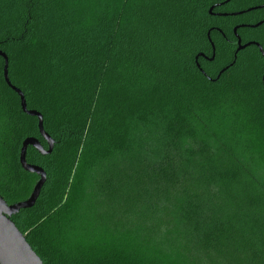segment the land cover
Segmentation results:
<instances>
[{"label":"trees","instance_id":"obj_1","mask_svg":"<svg viewBox=\"0 0 264 264\" xmlns=\"http://www.w3.org/2000/svg\"><path fill=\"white\" fill-rule=\"evenodd\" d=\"M225 1L0 0L9 81L55 142L27 149L47 180L11 218L43 264H264V58L226 30L260 21L264 0L209 14ZM238 35L264 51V24ZM3 68L0 197L14 204L38 179L22 141L46 144Z\"/></svg>","mask_w":264,"mask_h":264},{"label":"water","instance_id":"obj_2","mask_svg":"<svg viewBox=\"0 0 264 264\" xmlns=\"http://www.w3.org/2000/svg\"><path fill=\"white\" fill-rule=\"evenodd\" d=\"M230 0H226L222 4H217L212 6L209 9V14H212V11L223 4L228 3ZM264 8V5L259 7ZM258 8H252L251 10H256ZM245 12H239L235 14H231V16L241 15ZM217 16H228L227 14H214ZM264 23L260 22L257 25L251 26L253 28L258 27ZM244 27V26H239ZM237 30H233L234 35L236 36V53L250 47L255 46L258 48L262 58H264V51L257 43H246L241 44L240 38L236 35ZM209 37V35H208ZM210 41V40H209ZM212 48V58L214 57V45L211 43ZM236 55V54H235ZM204 55L200 54L196 57H203ZM0 58L4 60V68H3V78L5 84L13 90L18 98H19V105L21 111L30 117L37 119V129L40 138L45 142L46 147H44L41 142L34 137H27L22 141L21 150L19 154V164L22 170L29 174H34L38 177L29 197L23 201L16 202L14 204H7L2 197H0V264H43L42 260L37 256V254L32 250L28 242L26 241V235L22 234L18 228L15 226L14 222L11 220L12 216L17 215L20 211L28 210L34 207L36 201L41 193L42 188L44 187L47 177L45 171L37 166L29 164L26 160V153L27 149L33 148L38 154L41 156H49L54 148V140L44 131L43 128V120L42 116L34 111L28 110L25 102L24 95L22 92L14 87L8 78V63L6 56L0 51ZM198 67V65H197ZM228 67L220 71L217 78L220 77L222 73H224ZM262 83L264 86V74L262 75Z\"/></svg>","mask_w":264,"mask_h":264},{"label":"flooded vegetation","instance_id":"obj_3","mask_svg":"<svg viewBox=\"0 0 264 264\" xmlns=\"http://www.w3.org/2000/svg\"><path fill=\"white\" fill-rule=\"evenodd\" d=\"M259 9V8H258ZM262 9V8H261ZM215 10V9H214ZM257 10V9H256ZM252 11H255V10H252ZM214 14H218V13H213V11H212V14H210L211 16H213ZM222 14H225V13H222ZM247 14H249V13H243V14H241V16H244V15H247ZM214 16H217V15H214ZM218 17H227V16H218ZM231 18L232 17H238V16H230ZM264 21V17L260 20V21H258L257 23H255L254 24V22H249V23H246V24H238V25H235V26H233L232 28H230V29H226V30H237L236 31V35L240 38V41H241V44H244L243 42H242V37L240 36V35H238V31L239 30H254V29H256V28H258V27H255V28H253V27H251V26H254V25H257L258 23H260V22H263ZM264 24V23H263ZM262 24V25H263ZM262 25H260V26H262ZM239 26H244V27H239ZM212 30H222V29H220V28H215V29H212ZM208 35H210V32H208ZM233 37H234V39H235V41H236V36L234 35V33H233ZM210 37H208V39H209ZM236 49H237V47H236ZM215 52V51H214ZM202 59H204V60H206V61H209V62H211L213 59H214V57H213V59L211 60V58H212V56L210 57V58H207L206 56H203V57H201Z\"/></svg>","mask_w":264,"mask_h":264}]
</instances>
